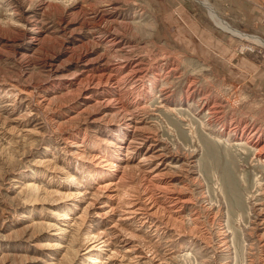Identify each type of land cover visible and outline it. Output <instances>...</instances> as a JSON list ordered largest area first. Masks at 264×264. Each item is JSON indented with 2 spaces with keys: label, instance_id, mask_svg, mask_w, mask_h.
Masks as SVG:
<instances>
[{
  "label": "rangeland",
  "instance_id": "1",
  "mask_svg": "<svg viewBox=\"0 0 264 264\" xmlns=\"http://www.w3.org/2000/svg\"><path fill=\"white\" fill-rule=\"evenodd\" d=\"M100 75L121 81L104 96L137 128L99 120L106 104L78 117L102 89L69 93ZM54 98L66 103H40ZM262 144L264 0H0V264H69L73 231L61 241L44 224L76 219L128 167L164 173L184 224L97 215L116 205L102 194L86 224L109 242L103 264H264ZM116 145L117 169L105 170L92 157ZM48 159L60 169L51 179L38 175ZM26 185L72 198L47 205ZM55 242L64 249H47Z\"/></svg>",
  "mask_w": 264,
  "mask_h": 264
},
{
  "label": "bare ground",
  "instance_id": "2",
  "mask_svg": "<svg viewBox=\"0 0 264 264\" xmlns=\"http://www.w3.org/2000/svg\"><path fill=\"white\" fill-rule=\"evenodd\" d=\"M206 5L207 4L205 3V6ZM207 7L209 8L208 10L210 11L211 17L216 20L217 15L214 13V11H212V9L208 5H207ZM217 24L226 30H230L229 27H227L226 24H222V22L218 21ZM231 32H233V31H231ZM116 69H118V68H116ZM135 71H136L135 69L134 70L132 69L129 73H131L132 75L133 74L136 75ZM105 77L106 76H104V75H100L97 77V80L95 78H88L87 80L84 81V83H82L81 86H78V87L76 86L77 89H75V91L72 90L69 93L71 95V98L76 97V96L81 97L83 95V92H88L90 89H95V88H97L99 90L102 89L100 94L102 93L101 95L104 98L103 101L105 103L99 102V103H95V105L91 106L90 108H88V107L85 108V110L82 113H80L78 115V117H81V118L86 120L87 116H90L92 113H94L98 107H100L103 104H106L108 107H112V108L102 111L101 115L99 117V120H102V121H110V120L118 121L120 123L119 125H125L124 127H122V129H125V130H127L130 127H133L134 129L137 128L135 124H132L133 120L130 118V116L127 113H125V111H124L125 109L123 108L124 104L122 103V99H119V98H117V99L111 98L110 99V98H107L104 96L103 89H105V87H108V85H109V87H111V89L118 88L120 86L119 82H121V81H118L117 79L113 78L114 80L112 82H110V80L112 79L111 75L107 76L106 77L107 79L105 81H103L102 79ZM102 84L106 85V86H103L104 88H99L100 86H102ZM133 84H134V82L132 83L131 87L133 86ZM99 90H97V91H99ZM93 93H94V91H93ZM66 96L68 97V94H66ZM86 97H88L89 99H92L91 97H94V96L89 95ZM62 100H64V99H62ZM62 100L59 98H54V99L47 100V101H46V99H42L40 101V103L46 109H53V108H55V106H58V108L61 107L63 105ZM66 101H68V98L66 99ZM63 103H66V102L64 101ZM78 117H76V118H78ZM59 127H58V129H59ZM18 136H19V134H18ZM75 137H77V136H75ZM111 148H113V147H111ZM108 150L109 151L104 152L105 154L103 152H97V154H95L92 158H100L99 162L104 161L103 165L105 166V170L109 169V170L114 171L117 169V165L112 163L113 162L112 160L115 159L114 158L115 156H119L118 153L121 152L122 145H120V146L116 145L115 149H114V153H113V151H110V149H108ZM262 151H264V144H262L259 148V152H262ZM111 154H113L114 156H111ZM153 156H154V154H153ZM147 157H149V156L144 157L143 161L147 160V159L148 160L152 159L151 156L149 158H147ZM43 164H45V167H43V168L46 171H42V174L41 173L38 174L40 176H44V175H46L45 173H49L48 174L49 179H51L52 174L55 175L54 171L60 170L59 168L56 167L55 162L52 160L48 159ZM154 171L155 170L144 171V170H138V168L136 169V168H129V167L124 168V169H122L119 176H116L114 174L112 175L111 179L112 180L116 179V181L109 182L110 181L109 180L107 183H104V184H102L96 188L97 191L93 194L94 200L91 202H88L85 205V207L81 211L80 215L76 219H71V217L67 216L68 214L65 213L64 216H61L59 218V219H61V221L59 223H56V224L54 223V225L53 224H44L43 231L44 230L54 231L53 234L56 235L55 238H57L58 240H61V241L64 239L63 236H67L69 231L70 232L73 231V233L71 234L69 247H72L74 245L73 243L75 241L79 242V248L75 249V252L73 251L74 254L71 253L72 250L70 251V249H68V246H67V249L65 248L66 250L62 254V260H64L65 263L68 262L69 264H72V263H74L73 262L74 259H72V256L75 255V257H76L78 254V256H81L85 259L90 258L89 263H87V264H103L104 263L103 257L105 255V250L108 249V247H110L109 242H108V240H106L105 235L102 232L99 234H96V235H91L89 233L91 225L86 224L88 212L93 210V208L95 206V201L99 200L101 198L102 194L105 196V199H107V200L113 199L116 202V205L114 207H109L104 212H100V213L98 212L97 215H105L106 213H110L112 211H117L119 213V216H121L120 212H122V214H125V215H122L121 217H119L118 222L121 221V219H125V218H128V219L129 218H134V219L137 218V219H140V221L142 223H147L149 220L159 216V219L165 218L167 223L169 221V222L173 223L174 226L178 225V226L183 227L184 221L180 220L179 218L173 217V214L174 213L176 214L178 212V210L176 212L174 210V208L177 207L176 204L180 203L179 197L177 199H172V198H169L167 196V193L171 192L173 190L172 188H174V186L172 187V185H169V183H168V185H164L162 183V180H161L164 173L163 174L161 172L155 173ZM153 172H154V174H152ZM90 174H91V172H90ZM63 175H64V178L68 179V176L65 173ZM93 178H94L93 176L89 177V179L92 182H96L93 180ZM112 186L114 188L113 191L111 190ZM108 188H109V193H106ZM25 189L30 190V192L36 196L37 200L39 199L38 201H41L42 203L47 204V205H49V204L52 205V203L61 202L65 199L72 198L71 195L68 196L67 194H60V193H57L54 191L44 190L42 188L35 187V186L33 187L30 185H28V186L26 185ZM110 192H113V194H110ZM132 197H134L135 200L140 198L141 202L132 200ZM157 198H163L164 201L160 202ZM160 200H162V199H160ZM133 201H135V202H133ZM104 203L105 202H103V204ZM73 209H74V206H73ZM132 216H135V217H132ZM113 227L115 229L117 228V226H113ZM116 231H117V233L118 232H124V231H118V230H116ZM120 234L121 233H119V236H120ZM126 237H128V238H126L127 240H131L133 238H136L132 234H129V236L127 235ZM134 246H136V245H134ZM134 246H132V247H134ZM130 247H131V245H130ZM49 248L58 250L60 248H63V246H62V244L55 242V243H53L47 247V249H49ZM80 249H84V251L81 254H79ZM112 254H113V252H112ZM90 256H92V257H90ZM137 256L135 255V257H137Z\"/></svg>",
  "mask_w": 264,
  "mask_h": 264
},
{
  "label": "crops",
  "instance_id": "3",
  "mask_svg": "<svg viewBox=\"0 0 264 264\" xmlns=\"http://www.w3.org/2000/svg\"><path fill=\"white\" fill-rule=\"evenodd\" d=\"M230 31H233L232 29H230Z\"/></svg>",
  "mask_w": 264,
  "mask_h": 264
}]
</instances>
